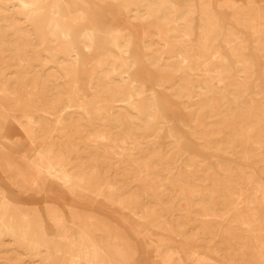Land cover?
Returning a JSON list of instances; mask_svg holds the SVG:
<instances>
[{"label": "rangeland", "instance_id": "1", "mask_svg": "<svg viewBox=\"0 0 264 264\" xmlns=\"http://www.w3.org/2000/svg\"><path fill=\"white\" fill-rule=\"evenodd\" d=\"M31 1L0 0V198L45 238L0 264H263L264 0Z\"/></svg>", "mask_w": 264, "mask_h": 264}, {"label": "bare ground", "instance_id": "2", "mask_svg": "<svg viewBox=\"0 0 264 264\" xmlns=\"http://www.w3.org/2000/svg\"><path fill=\"white\" fill-rule=\"evenodd\" d=\"M36 1L37 0H32L31 4L35 5L36 4ZM39 1V0H38ZM23 4V3H22ZM23 6H25L23 4ZM28 7V6H27ZM27 9V8H26ZM208 76V75H207ZM210 78V77H209ZM208 78V79H209ZM126 101V100H125ZM80 112V111H79ZM244 113V112H243ZM31 126V125H30ZM97 138V137H96ZM98 140V138H97ZM100 146V145H99ZM42 152V151H41ZM41 155V154H40ZM50 163V162H49ZM49 165V164H48ZM59 166V165H58ZM55 167V166H54ZM54 167H46L47 170H48V173L53 175L54 172H52V170L54 169L55 172H60V170ZM62 173V172H61ZM64 174V173H62ZM62 174L58 175L60 176L59 178H61ZM66 174V173H65ZM56 175V174H55ZM57 176V175H56ZM66 176V175H65ZM69 178V177H68ZM65 180H66V177H65ZM70 181V179L68 180ZM68 181L66 183H68ZM38 183V182H37ZM164 190V189H163ZM5 199L4 198H0V235L3 231H8L7 233H11V235H14L16 237H18L20 240L24 241L23 243H25V241H28L29 239H32V238H38L39 239V243H42L43 241V238H45V234H44V230L42 231L40 228H37L36 225L34 223H32V221L30 220V218L28 217V215L26 214H23V213H17V211L10 205V204H7L6 202H4ZM92 221V220H91ZM250 225V224H249ZM263 229V228H262ZM261 230V229H259ZM262 231V230H261ZM63 232V231H62ZM67 234L69 231H66ZM66 232L64 231L62 234H63V238L66 239ZM5 233V232H4ZM65 234V235H64ZM84 234V233H83ZM264 234V233H263ZM262 234V235H263ZM85 235V234H84ZM261 235V236H262ZM256 239V238H255ZM19 240V241H20ZM21 241V242H22ZM67 241V240H66ZM116 241V240H115ZM69 242V241H68ZM117 242V241H116ZM251 242V241H250ZM249 242V244H250ZM263 242V241H262ZM29 243V242H28ZM33 243V242H32ZM31 243V244H32ZM256 243V242H255ZM258 243V242H257ZM61 244V243H60ZM67 244V242H66ZM92 244V242H91ZM252 244V243H251ZM46 245V244H45ZM89 240L83 238V236L80 234V233H77L75 235H73V238H72V241L70 243V248H69V251H68V254L73 256V253H74V249L79 247L80 248V252L82 253V255H85L86 257H90L88 256L90 252H94L95 254V247H94V250H93V245L89 246ZM255 245V244H254ZM259 245V243L257 244V246ZM262 245V244H261ZM249 246V245H248ZM253 246V245H251ZM260 246V245H259ZM41 247V245H40ZM262 249H263V245L260 246ZM259 247V248H260ZM49 248V247H48ZM253 248V247H251ZM254 248H258V247H254ZM258 248V249H259ZM93 251H92V250ZM54 250L56 252V254H62L63 251H62V248L60 247H57V246H54ZM260 250V249H259ZM258 251V250H257ZM262 251V250H261ZM97 252V251H96ZM120 252V251H119ZM263 252V251H262ZM103 253V252H102ZM78 254V253H77ZM93 254V253H92ZM99 254V253H98ZM97 254V256H98ZM80 255V256H82ZM117 255V254H116ZM264 255V254H262ZM79 256V254H78ZM79 256V257H80ZM118 256V255H117ZM62 257V256H61ZM77 257V256H76ZM79 257H77L79 259ZM83 257V256H82ZM126 257V256H125ZM258 257V256H257ZM261 257V256H260ZM49 258V257H48ZM117 259V258H116ZM124 259V258H123ZM260 259V258H259ZM87 260V259H85ZM93 260V259H92ZM48 261V260H47ZM100 261V260H99ZM260 261V260H258ZM264 261V259H263ZM263 261H260L261 263ZM80 262V261H79ZM97 262V261H96ZM94 262V263H96ZM71 263V262H70ZM76 263V262H75ZM88 263V262H87ZM79 264V263H78ZM264 264V263H263Z\"/></svg>", "mask_w": 264, "mask_h": 264}]
</instances>
